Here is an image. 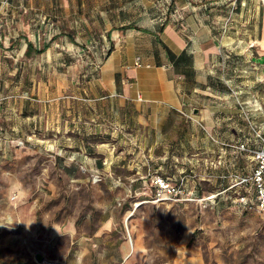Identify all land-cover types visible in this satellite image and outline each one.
<instances>
[{"label": "rangeland", "instance_id": "1", "mask_svg": "<svg viewBox=\"0 0 264 264\" xmlns=\"http://www.w3.org/2000/svg\"><path fill=\"white\" fill-rule=\"evenodd\" d=\"M187 4L183 10L179 0H0V223L33 222L0 227V264H43L38 253L44 260L66 264H264V211L241 187L239 193L230 189L216 194L230 183L217 188L209 184L195 200L154 203L140 191L110 189L101 175L62 176L83 169L70 164L81 153L70 142V104L57 110L60 100L70 98L72 81H82L90 60L98 73L114 49L113 39L118 41L113 29L126 35L133 30L122 32L123 26L151 27L169 14L182 29L191 23L200 28L198 33L184 30L188 45L195 36L218 43L216 50L196 52L202 65L200 84L219 81V89L231 94L243 111L249 141L260 145L264 0ZM186 15L191 17L188 24ZM31 37L41 48L49 39L50 48L27 56L22 45ZM123 49L139 56L137 45ZM227 100L222 105L229 107ZM44 109L51 117L42 118L39 129L32 124L33 115ZM91 144L93 156L102 147L114 148V156L124 155V144L112 132L100 133ZM16 179L29 191L26 201L8 197V185ZM242 195L250 201L246 206Z\"/></svg>", "mask_w": 264, "mask_h": 264}, {"label": "crops", "instance_id": "2", "mask_svg": "<svg viewBox=\"0 0 264 264\" xmlns=\"http://www.w3.org/2000/svg\"><path fill=\"white\" fill-rule=\"evenodd\" d=\"M179 1L180 9L189 5L187 0ZM171 16L160 18L151 27L127 28L133 32L126 35L113 29L114 33L118 32V41L111 35L114 49L101 62L98 73L90 60L82 81H72L70 98L65 102L60 100L63 105L58 104L57 110L64 103L70 104V142L81 151L70 164L83 169L72 170L71 174L64 171L62 176L101 175L104 184L121 193L138 194L155 175L185 181V189L193 198H199L202 186L209 184L217 188L230 183L216 194L230 189L239 193V186L232 185L233 175L247 174L254 162L250 155L232 145L248 142L250 125L242 119L243 111L234 97L224 95L219 89L217 79L205 86L200 84L202 65L196 52L216 50L218 43L213 37L207 43L195 36L192 45H188L184 30L198 33L200 28L191 23L182 29ZM190 19L186 15L187 24ZM28 42L41 49L39 42L31 37L22 45L25 54ZM51 43L46 39L43 52ZM123 45H137L139 56H135L137 51H123ZM34 54L38 53L26 55ZM224 98H230L229 107L222 105ZM62 114L63 110L59 115ZM33 116V126L42 129V118L48 120L51 114L44 109ZM10 119L14 130L13 110ZM111 132L124 144L121 148L124 155L114 156V148L102 147L99 156H93L95 146L91 140L100 133ZM250 144L254 145L251 141ZM120 163L122 169L113 171Z\"/></svg>", "mask_w": 264, "mask_h": 264}, {"label": "built area", "instance_id": "3", "mask_svg": "<svg viewBox=\"0 0 264 264\" xmlns=\"http://www.w3.org/2000/svg\"><path fill=\"white\" fill-rule=\"evenodd\" d=\"M140 64V60L136 61ZM251 124V123H250ZM260 145L255 146L247 143L239 145H232L233 148L247 153L253 159L254 165L250 172L244 175H233V186L241 187L244 194L253 195V199L257 208L264 211V136L260 135ZM94 178H100V175H94ZM140 194L150 195L154 203L172 202L194 199L185 189L184 181H175L169 177L162 175H155L150 183L145 184L139 192ZM246 196L242 195L241 202L244 206L248 205L250 201ZM43 264H66L61 260H43Z\"/></svg>", "mask_w": 264, "mask_h": 264}, {"label": "clouds", "instance_id": "4", "mask_svg": "<svg viewBox=\"0 0 264 264\" xmlns=\"http://www.w3.org/2000/svg\"><path fill=\"white\" fill-rule=\"evenodd\" d=\"M8 197H9V199H13V200L18 199L19 201L23 202V201H26L28 199L29 191H28L27 187L23 184L22 181H20L19 179H16L8 185ZM9 223L11 224V227H12L14 224L25 223V222L11 220V221H9ZM9 223H0V227L11 228V227H9ZM31 224H26V226H30Z\"/></svg>", "mask_w": 264, "mask_h": 264}, {"label": "trees", "instance_id": "5", "mask_svg": "<svg viewBox=\"0 0 264 264\" xmlns=\"http://www.w3.org/2000/svg\"><path fill=\"white\" fill-rule=\"evenodd\" d=\"M166 24L163 25V28L165 27ZM127 28H135L133 25H129V26H123L122 29H127ZM162 28V29H163ZM47 46H44L41 49H36L33 47V44L31 42H28V47H27V51L26 54L30 55L33 51L39 53V52H43L46 49Z\"/></svg>", "mask_w": 264, "mask_h": 264}, {"label": "water", "instance_id": "6", "mask_svg": "<svg viewBox=\"0 0 264 264\" xmlns=\"http://www.w3.org/2000/svg\"><path fill=\"white\" fill-rule=\"evenodd\" d=\"M196 112V111H195ZM36 258H37V260L39 261V262H42L43 260H44V257L41 255V254H37V256H36Z\"/></svg>", "mask_w": 264, "mask_h": 264}, {"label": "bare ground", "instance_id": "7", "mask_svg": "<svg viewBox=\"0 0 264 264\" xmlns=\"http://www.w3.org/2000/svg\"><path fill=\"white\" fill-rule=\"evenodd\" d=\"M260 44L264 45V39L260 41ZM131 215H132V211H131V212H129V214H128L127 218H128V217H130ZM127 218H126V219H127Z\"/></svg>", "mask_w": 264, "mask_h": 264}]
</instances>
